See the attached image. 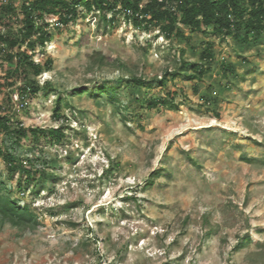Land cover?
<instances>
[{
  "label": "rangeland",
  "instance_id": "1",
  "mask_svg": "<svg viewBox=\"0 0 264 264\" xmlns=\"http://www.w3.org/2000/svg\"><path fill=\"white\" fill-rule=\"evenodd\" d=\"M79 11L46 20L34 59L52 67L37 94L20 101L22 80L8 86L0 58L12 126L0 147L33 171L0 156V192L39 215L33 226L0 217V264H264V36L186 28L171 40L122 12ZM167 95L175 108L151 107ZM18 125L65 136L17 138Z\"/></svg>",
  "mask_w": 264,
  "mask_h": 264
},
{
  "label": "trees",
  "instance_id": "2",
  "mask_svg": "<svg viewBox=\"0 0 264 264\" xmlns=\"http://www.w3.org/2000/svg\"><path fill=\"white\" fill-rule=\"evenodd\" d=\"M0 11V58L9 65L6 83L12 87L19 79V100L27 94H37L41 87L37 81L45 70H51L52 59L42 64L35 61L34 50L38 45L45 46L50 41V29L46 20L56 18L58 27L77 21L79 7L84 5L87 11L97 10L106 20L124 13L127 21L147 29L156 28L167 39L184 36V29L193 32H210L221 37H233L240 43L248 44L264 36V0H22L16 5L15 0H1ZM212 48L201 53L204 61L211 60ZM186 68L190 65L182 61ZM191 78H202L206 68L202 63L193 64ZM189 72V71H187ZM169 74V73H167ZM137 83L141 78L133 77ZM166 78L162 82L166 83ZM113 89H115L113 87ZM172 95L171 92H168ZM152 100L151 107L159 105L172 106L171 98ZM0 109L3 107L0 105ZM0 129L5 132L12 130L7 115H0ZM33 134L49 133L62 140L65 136L63 127L29 129L18 125L17 138ZM0 156L5 159L11 172L24 169L28 176L33 175L32 169L19 163L14 155L0 147ZM0 217L13 225H37L39 215L31 209L30 204L18 205V201L0 192Z\"/></svg>",
  "mask_w": 264,
  "mask_h": 264
},
{
  "label": "built area",
  "instance_id": "3",
  "mask_svg": "<svg viewBox=\"0 0 264 264\" xmlns=\"http://www.w3.org/2000/svg\"><path fill=\"white\" fill-rule=\"evenodd\" d=\"M17 98H19V97H17Z\"/></svg>",
  "mask_w": 264,
  "mask_h": 264
}]
</instances>
